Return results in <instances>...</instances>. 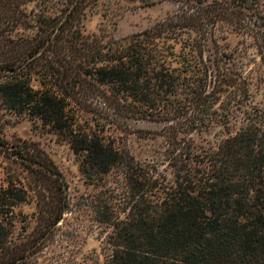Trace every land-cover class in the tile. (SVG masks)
<instances>
[{"label": "trees", "instance_id": "trees-1", "mask_svg": "<svg viewBox=\"0 0 264 264\" xmlns=\"http://www.w3.org/2000/svg\"><path fill=\"white\" fill-rule=\"evenodd\" d=\"M33 1L0 0V110L28 112L66 133L90 177L123 169L130 202L125 218L111 222L109 264H264V112L263 118L259 111L250 113L216 147L192 139L237 117L222 103H232L246 89L217 59L215 32L247 19L253 25L248 15L259 0H188L203 5L179 8L111 46L82 36L89 0H68L65 14L36 31L26 8ZM256 35L264 59V35ZM35 78L50 79L35 89ZM89 78L139 105L142 118L183 123V131L171 132L178 151L174 178L159 182L149 171L136 176L134 160L119 148L72 128L66 109L69 101L79 103ZM12 147L28 171L37 205L26 216L34 224L16 234L15 207L29 190L14 182L0 186V264H33L53 240L70 201L51 159L31 153L26 144Z\"/></svg>", "mask_w": 264, "mask_h": 264}, {"label": "rangeland", "instance_id": "rangeland-1", "mask_svg": "<svg viewBox=\"0 0 264 264\" xmlns=\"http://www.w3.org/2000/svg\"><path fill=\"white\" fill-rule=\"evenodd\" d=\"M201 5L188 0H89L81 20L82 36L111 46L164 22L179 8L198 10ZM26 8L29 24L32 28L35 25L36 31L38 26L45 27L53 18L65 14L68 0H35ZM248 16L252 18L251 26H247V19L237 28L231 25L218 27L215 32L217 44L213 48L220 52L217 59L233 72V79L246 89L243 96L232 103L227 100L222 103V108L229 107L237 117L231 118L230 125L215 123L208 132L193 134L195 143L216 147L230 132L241 127L250 113L259 111L258 118H263L264 59L257 47L259 39L254 35H264V0H259ZM167 45L164 44L163 49ZM49 79L35 78L33 86L38 89L41 80ZM86 85L87 92L78 95L79 103L69 101L66 109L72 128L81 133L96 134L119 148L128 161L134 160L136 176L149 171L159 182L174 178L172 165L178 151L171 132L173 129L183 131V123L178 119L165 124L152 117L142 118L143 115L138 113L139 105L124 100L121 93H112L110 86L97 83L93 78H89ZM0 141L3 142L0 145V186L14 182L29 190L27 200L15 207L16 234L23 230L22 226L34 224L26 216L36 210L37 201L35 191L29 188L28 171L15 156L12 145L26 144L31 153L47 156L66 182L70 209L58 224L50 245L33 264H109L106 254L110 249L106 242L113 231L111 222L125 218L127 211L124 210L130 202L128 190L131 185L123 169L116 166L95 177L83 173L82 156L72 148L69 136L28 112L0 110Z\"/></svg>", "mask_w": 264, "mask_h": 264}]
</instances>
